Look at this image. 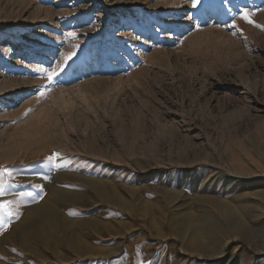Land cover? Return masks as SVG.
I'll list each match as a JSON object with an SVG mask.
<instances>
[{
    "label": "rangeland",
    "instance_id": "1",
    "mask_svg": "<svg viewBox=\"0 0 264 264\" xmlns=\"http://www.w3.org/2000/svg\"><path fill=\"white\" fill-rule=\"evenodd\" d=\"M0 169V264H264V0H0Z\"/></svg>",
    "mask_w": 264,
    "mask_h": 264
},
{
    "label": "bare ground",
    "instance_id": "2",
    "mask_svg": "<svg viewBox=\"0 0 264 264\" xmlns=\"http://www.w3.org/2000/svg\"><path fill=\"white\" fill-rule=\"evenodd\" d=\"M21 95H22V92H20L18 96H21ZM78 175L79 174H75V176L73 178L74 179L80 178L81 176L79 177ZM48 191H49L50 195H52V197H53L52 200L54 202H57L58 205L61 207H66V206L67 207H74V205H77L80 203V202H78L79 201V198H78L79 195L77 194L78 191L63 190L59 186L50 187V189ZM103 195H104V192H100L99 196H97V197L100 200H102L104 197ZM23 210L26 211L25 208H23ZM63 219H64V217L59 214L58 208L54 204H45V205L43 204V206H41L40 209L33 210V211L32 210L26 211V213L24 214V218L22 220V224L20 226V230H17L18 232H16V237L18 239L17 241L20 242L18 244H21L22 247L30 245V244L28 245L25 243L26 242L25 236L26 237L28 236V234L26 235L25 233H27L26 231L29 230L28 228H30V230H31V228L35 229L34 233L32 232L33 234L31 235V238L33 237L34 240L37 239V240H45L46 241V239H48L47 237H49V234H48L49 232L45 233V231H43V229L47 230L49 227L51 228V227L57 226L58 224L62 225ZM100 224H102V223H100ZM94 225H96V224H94ZM28 243H31V242H28Z\"/></svg>",
    "mask_w": 264,
    "mask_h": 264
},
{
    "label": "snow or ice",
    "instance_id": "3",
    "mask_svg": "<svg viewBox=\"0 0 264 264\" xmlns=\"http://www.w3.org/2000/svg\"><path fill=\"white\" fill-rule=\"evenodd\" d=\"M201 0H191V3L193 7H197ZM252 13L250 12H243L240 16V19L246 21L249 24H253L254 21L251 18ZM235 19V18H234ZM260 26V25H256ZM233 27L235 28L236 25L233 24ZM70 37L75 39V34L74 33H69L68 34ZM79 45H75L74 49H79ZM64 63L61 64L59 62H54L53 65H49V68H45L43 71V75L45 78L51 83H55L57 78L66 71V66L70 67V64L68 63L69 61H74V58L77 57L78 53L77 51H72L71 53H68L66 55L61 54ZM50 69V70H49ZM40 96H43L44 93L40 92ZM27 115V113H26ZM59 154H54L53 157L48 158V163L50 164L51 167L55 168L56 164L54 161V157L58 156ZM8 174L10 175V172L8 169H0V232H2L4 229H6L8 226H10V222L12 219L17 218L20 215V212L18 210V205L15 201L13 200H4L3 198L6 197L7 194L13 192L14 186L11 184H6L4 175ZM16 206L17 210L14 212L12 211V208Z\"/></svg>",
    "mask_w": 264,
    "mask_h": 264
}]
</instances>
